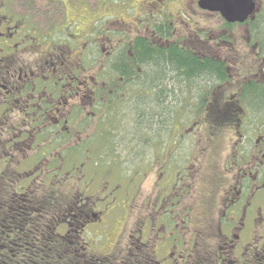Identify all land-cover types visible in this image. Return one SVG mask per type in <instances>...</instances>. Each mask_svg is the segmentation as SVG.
I'll return each mask as SVG.
<instances>
[{
    "label": "flooded vegetation",
    "instance_id": "1",
    "mask_svg": "<svg viewBox=\"0 0 264 264\" xmlns=\"http://www.w3.org/2000/svg\"><path fill=\"white\" fill-rule=\"evenodd\" d=\"M198 1L0 0V173L69 165L75 264H264V0L244 23ZM190 4L222 26H191ZM110 183L124 225L96 250Z\"/></svg>",
    "mask_w": 264,
    "mask_h": 264
},
{
    "label": "trees",
    "instance_id": "2",
    "mask_svg": "<svg viewBox=\"0 0 264 264\" xmlns=\"http://www.w3.org/2000/svg\"><path fill=\"white\" fill-rule=\"evenodd\" d=\"M260 25L251 23L261 42ZM71 188L67 177L0 173V264H75L69 253L75 248L60 236L62 224L84 212L81 196Z\"/></svg>",
    "mask_w": 264,
    "mask_h": 264
},
{
    "label": "rangeland",
    "instance_id": "3",
    "mask_svg": "<svg viewBox=\"0 0 264 264\" xmlns=\"http://www.w3.org/2000/svg\"><path fill=\"white\" fill-rule=\"evenodd\" d=\"M187 12L184 14V19L192 26L194 24L198 25L200 27V29L205 30L206 27H212V26H222V19L219 17V15L214 14V13H208V12H203V11H199L198 7L195 4H190L189 7L187 5L186 7ZM233 32L235 33L236 36L241 37L243 34V29L241 27L233 29ZM245 34V33H244ZM246 35V34H245ZM80 162V161H79ZM34 162H27L24 165H22L21 171L23 169H29L32 170L34 169ZM60 164H64V168L60 171V173H50L46 176H48L50 179H61L62 177H67L66 173H64L65 169L68 168V164L67 163H58V165ZM20 165V166H21ZM77 170L76 173V177L77 176H81L85 175L83 178L78 179V184L81 187L84 183V181H88L90 178H92L93 173H82L83 169L79 168L78 166L76 167ZM75 171H72V173H75ZM46 173H36L35 179H39V178H43V175H45ZM102 174V173H97V175ZM117 175L119 177H117L122 183H126L127 185H129L127 179L130 176V173H117ZM68 178V177H67ZM115 178V177H114ZM112 178V179H114ZM117 180V179H116ZM99 181L98 177H95V183ZM109 183V181H108ZM70 184L72 185H76L74 184L71 180H70ZM72 191L74 192L75 189L74 187L71 188ZM81 189V188H80ZM122 191V188H121ZM120 188L119 189H114L113 188V184L110 183L105 190L103 191L102 195H101V199L98 201V205L100 207H102L103 209H110L107 210L105 212V214L102 217V220L100 222H96V223H91L85 226L84 231L82 233L83 237L85 239H90L91 242H94V248L97 250L99 248V246L101 245V243H99L100 241H103L106 239V229L107 226L110 225L112 226L114 229L116 228H120L123 229V225H124V219L123 216H121L119 218V222H116L115 225H111V221H113V217L115 216L114 213H112V211L114 209H120L121 207V211L123 212V205H126L127 201L126 199L129 197L127 194L125 195L124 192H121ZM106 216V218H105ZM120 215H118L119 217Z\"/></svg>",
    "mask_w": 264,
    "mask_h": 264
},
{
    "label": "water",
    "instance_id": "4",
    "mask_svg": "<svg viewBox=\"0 0 264 264\" xmlns=\"http://www.w3.org/2000/svg\"><path fill=\"white\" fill-rule=\"evenodd\" d=\"M202 10L218 12L228 23H244L254 18V0H199Z\"/></svg>",
    "mask_w": 264,
    "mask_h": 264
}]
</instances>
